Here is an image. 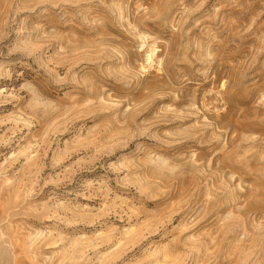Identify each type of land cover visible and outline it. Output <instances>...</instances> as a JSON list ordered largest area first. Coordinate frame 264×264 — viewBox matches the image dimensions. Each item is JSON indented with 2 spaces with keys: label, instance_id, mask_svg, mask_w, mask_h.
Listing matches in <instances>:
<instances>
[{
  "label": "rangeland",
  "instance_id": "rangeland-1",
  "mask_svg": "<svg viewBox=\"0 0 264 264\" xmlns=\"http://www.w3.org/2000/svg\"><path fill=\"white\" fill-rule=\"evenodd\" d=\"M0 264H264V0H0Z\"/></svg>",
  "mask_w": 264,
  "mask_h": 264
}]
</instances>
